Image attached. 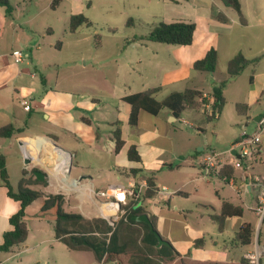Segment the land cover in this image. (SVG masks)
Segmentation results:
<instances>
[{
	"label": "crops",
	"instance_id": "0c3cea01",
	"mask_svg": "<svg viewBox=\"0 0 264 264\" xmlns=\"http://www.w3.org/2000/svg\"><path fill=\"white\" fill-rule=\"evenodd\" d=\"M9 1L13 8L10 17L6 15L5 8L0 7V127L13 124L19 133L11 139L0 138V140L14 139L22 148L24 160L28 158L30 162L25 165L18 152H12L13 144L11 143L0 142V155L5 157L13 189L11 165H21L22 175L23 170H25L28 177L32 172L35 173L37 170L34 168L38 167L39 171H42L46 176L43 180L46 182V186L38 184L32 189L45 194H54L53 190L58 188L68 193H75L76 197L84 199V201H80L77 207L86 218H103L101 213L94 217H87V213L85 214L84 202L90 203L91 207L94 206L97 211L101 212V202L104 201L103 199L91 200L89 189L104 190L117 184L104 187L95 186L93 176L89 171L90 168L80 161L77 162V169H79L77 171L80 176L78 179L71 180L70 175L74 167V160H80L81 155L88 156L96 162L98 168H114V158L119 153L115 150L114 132L119 129L124 141L121 150L126 148V157L129 163L136 164L135 170H133L136 172L140 170L139 165H141L143 158L142 150L146 144L142 141L124 139V132L120 128L124 125L134 127L138 134L151 132L153 137L158 139L169 131L168 128L158 127L157 122L159 120L172 127L182 120L181 118H172L168 110H163L157 116L141 110L137 125L132 126L129 124L131 106L123 101L125 97L155 88H160L155 98L159 93L166 92L162 100L171 93L183 92L187 88L201 90L205 95H209L213 85L228 78L227 64L239 53L244 55L247 60L253 61L241 74L243 75L249 69L250 82L257 87L256 90H251V96L248 100L253 104H259L261 95L264 94V0H239L241 12L245 19L244 24L240 22L238 13L234 9L224 6L220 0H136V6L139 9L142 8L149 18L158 23H195L196 30L193 43L188 46H173L143 41L142 39L141 41H133V44H136L135 48L139 42L142 45L138 57L128 59L126 66L130 67V73H136V78L130 82V80L118 77L117 72L118 83L124 87L123 90L117 89L114 81V84L112 82L113 85L109 86L108 77L100 76L103 86L95 90L93 94L84 91L83 93L69 91L63 86L60 76L53 75L54 68H60L61 63L58 61L59 58L50 54V51L52 52L54 49L47 39L54 37L55 26L62 25V23L64 26L67 24L66 17L62 18L61 15L57 14L63 0L59 7L54 10L51 9L53 0ZM82 12V8H79L72 15L83 14L84 12ZM219 15L228 21H220L217 18ZM128 24H133L132 18L128 20ZM154 26L152 25L151 29ZM56 47V50L62 51L63 46L58 44ZM211 48L217 50L218 62L221 59L226 60V78L224 80L215 77L216 71L207 73L193 70V64L202 59ZM17 50L24 54L23 60L19 63L15 62L12 57V52ZM165 56H167L166 59L163 58ZM94 64L98 68L102 66L101 62L96 59ZM33 74L34 77H32ZM237 77L230 79L227 85ZM132 83L133 86H131ZM137 84H139V89ZM127 87L129 88L128 91L126 90ZM23 98H28L31 101L29 112L25 111L20 104ZM241 105L247 106L248 110L240 114L236 107V111L246 120L242 118L233 120V117L230 120H233L234 123L244 122L245 129L243 131H248L251 128V132L256 128L264 110L259 115L249 116L250 104ZM204 110L205 108L199 112L204 113ZM147 115L154 117V120L149 119ZM204 115L206 116L205 113ZM220 117L221 114L218 119ZM67 137L77 141L78 145L75 147V151H71L73 149L66 148L61 144V140L63 138L65 140ZM238 138L224 151L228 150ZM133 145L137 147L139 152L141 159L139 162L131 161L128 157V151ZM2 150H11V152L5 154L2 153ZM203 151L204 149L201 148L198 156H201ZM63 153L70 161L67 164V166L69 165V175L66 179H63L61 174L65 165ZM263 156L264 136L259 153L255 160L248 165V171L235 170L233 175L238 186H247L246 193L238 194L230 185L221 180L232 190V194L222 195L217 191L218 206L205 209L204 214L212 222L209 231L196 227L199 222L190 223L186 215L181 213L178 208L174 209V213L169 203L158 198L160 192H157L154 198L140 202L139 206L146 208L149 218L153 215L149 213L147 203L151 202L154 209H159L160 214L155 222L158 233L163 236L161 237L164 240H168L166 234H171L173 230L184 229L188 236L185 239L181 232L171 241H167L180 254V258L166 260L161 264H251L245 255L253 252L256 246L264 247V220L260 223L259 218L252 210L257 202V190L251 186L252 177H264L252 173L255 165L262 160ZM110 159L111 163L109 164ZM197 167L198 178L194 179V182L203 180L200 179L199 162ZM169 168L171 169V166ZM21 178L22 176L19 177L18 184ZM149 178L154 177H141L138 181L134 178V180L128 181V185H147ZM74 182L79 183V186L74 187ZM154 183L156 186L155 178ZM212 183L215 184L216 180ZM146 188H143L142 193ZM176 195L187 196L186 193L182 192H177ZM43 200L37 201H40L43 206ZM223 202L241 206L243 214L226 218L224 228L219 230L214 217L221 214ZM20 207L19 202L8 197L7 190L2 186L0 179V245L3 243L4 234L12 230L10 217L17 213ZM34 216V221H36L33 224L34 231L29 227L26 218L29 230L26 242L11 252H0L1 264H10L14 260L18 261L15 262L16 264H39L40 257H45L46 254L50 260L48 252L57 245H62L68 251L67 253L76 252L92 255L96 261L95 264H101L91 251H74L67 248L65 244L55 238V231L53 238L45 237L43 232L46 225L53 224V228L55 225V216L52 210L43 211V208H40L39 213ZM200 219L202 220V217ZM245 223L250 224L254 229L253 241L250 245H237L233 240L240 227ZM197 240H201V244L195 245ZM183 244H188V246L183 247ZM58 250L63 251L60 246H58ZM53 256V261L56 263V256ZM260 264H264V258L261 259Z\"/></svg>",
	"mask_w": 264,
	"mask_h": 264
},
{
	"label": "rangeland",
	"instance_id": "374dc122",
	"mask_svg": "<svg viewBox=\"0 0 264 264\" xmlns=\"http://www.w3.org/2000/svg\"><path fill=\"white\" fill-rule=\"evenodd\" d=\"M136 2V0H63L57 14L61 15L62 18L66 17L67 24L64 26L62 23V25L58 24L55 26L56 33L54 37H48L47 41L51 42L54 49V51H50V54L59 58L58 61L61 63L60 68H54L53 75L60 76V81L65 89L73 92L83 93L84 91L85 93L93 94L95 90L103 86L100 76H106L109 79V86H112L115 82L117 89L124 90V87L118 83V77L130 80V82L136 78V73H130V67L126 66L128 59H136L138 57L140 46L142 45L139 42V45L135 48L136 44H133V41H141V39L147 41L146 38L150 34L152 25L158 24L154 19L149 18L142 8L139 9L136 6ZM79 8H82L84 12L82 13L90 20L92 25L91 27L83 26L77 33L73 34L69 29L70 16ZM130 18H132L133 24H128ZM58 44L63 46L62 51L56 50ZM163 58L166 59L167 56ZM95 59L99 60L102 66L98 68L94 64ZM133 65L135 66L134 62ZM225 67L226 60H219L215 72L217 79L224 80L226 78ZM131 86H133V83ZM137 87L139 89V84H137ZM256 88L250 82V70L247 69L243 75L229 82L225 87L224 97L226 104L220 119L208 121L204 113L186 110L182 114L181 119L187 121L193 127L180 123L172 127L171 125H165L164 121L159 120L157 122L158 127L168 128L169 131L158 139H155L151 132L138 134L136 132L137 129L134 127L124 125L120 128L124 132V139L128 141H142L146 144L142 150L143 158L141 165H139L140 170L133 171L136 164L129 163L126 157V148H123L115 156L114 168L111 169L98 168L95 161L88 156L81 155L80 160H74L70 179H78L80 176L77 171L79 170L77 169L78 161L90 168L89 171L93 176V183L97 187L113 184L127 186L128 181L134 180V178L138 181L141 177H154L159 190H162L164 186L169 190V193H158L160 200L163 199L169 203L174 213V209L178 208L181 213L186 215L190 223L195 224L199 222V225L196 227L209 231L212 227V222L204 214L206 212L205 209L218 206L217 191H219V194L226 195L232 194V190L221 180H217L215 184L208 180H197L194 182L193 180L198 178L197 164L204 156L211 152L224 151L235 139L241 136L245 129L244 122H233V120H239L240 118L246 120L245 117L243 118V116L237 113L236 107L238 104H250L249 116L259 115L264 110V94L261 95L259 104H253L248 100L251 96V90H256ZM127 89L129 88L127 87ZM165 95L166 92H161L156 98L162 100ZM147 116L149 119L154 120V117L151 115ZM232 117L233 120H230ZM250 129L248 130L249 132ZM229 141L231 142L229 143ZM0 142L13 144L12 152H18L19 157L25 163L24 154L19 143L14 139L0 140ZM61 144L66 148L73 149L71 151H75L74 149L78 145L77 141L70 137H67L65 140L63 138ZM201 148L204 151L201 152V156H198ZM10 152L11 150H2V153L5 154ZM109 161L110 164L111 159ZM64 162L63 168L70 162L67 156H65ZM169 166H171V169ZM34 169L40 170L38 167ZM252 173L264 176V156L255 165ZM21 176V165H11V179L15 191H17L18 179ZM53 192L54 194L64 196V210L80 213L77 206L80 204V201H84L82 197L78 198L75 193H68L59 188L54 189ZM177 192L186 193L187 196L176 195ZM147 206L149 213L156 220L160 214L159 209H154L151 202L147 203ZM40 208H42V203L37 201V203L27 210L26 218L32 231H34L33 224L36 222L34 221V215L39 213ZM83 208H85L87 217H94L101 213L97 211L96 207H91L88 202H84ZM200 217H202V220ZM167 228L168 225L166 226V233ZM181 232L186 239L188 236L185 230L181 229L180 231L173 230L171 234H166L168 237L167 241H171ZM43 233H45L46 238H53V224L46 225ZM58 246L62 248V252L58 250ZM187 246L188 244H183V247ZM67 252L62 245H57V247L51 248V251L48 252L50 260H48V255L46 254L45 257H40L39 264L96 263L92 255ZM53 255L56 256V263L53 261ZM15 262L18 261L14 260L10 264H16Z\"/></svg>",
	"mask_w": 264,
	"mask_h": 264
},
{
	"label": "trees",
	"instance_id": "16d2710c",
	"mask_svg": "<svg viewBox=\"0 0 264 264\" xmlns=\"http://www.w3.org/2000/svg\"><path fill=\"white\" fill-rule=\"evenodd\" d=\"M220 1L224 6L234 9L239 15L240 22L242 24L245 23L239 0ZM61 2L62 0H53L51 9L54 10L59 7ZM0 7H4L6 15L11 16L13 8L9 0H0ZM217 18L222 22L228 21L220 15ZM91 25L92 23L84 14H76L70 18L69 29L71 33H76L80 27H91ZM195 30L196 25L191 22H161L151 29L146 39L152 43L188 46L193 43ZM252 62V60H247L240 53L229 60L227 64L228 78L212 86L210 94L207 95L210 97L209 99L204 97L203 91L192 88H187L183 92L171 93L162 101H158L155 98L160 88L125 97L123 101L131 106L129 124L132 126L137 125L138 115L141 110L153 116L159 115L163 110H168L173 117L180 119L184 111H200L208 104L218 116L209 117L206 115L207 120L216 121L226 104L224 89L228 81L241 75ZM217 65L218 52L215 48H211L202 59L193 64V70L214 73ZM247 110V106H237V111L240 114L245 113ZM17 133L19 131L13 124L0 127V138L11 139ZM114 139L115 150L118 152L124 146L119 129L114 132ZM128 157L131 161H141L137 147L134 145L130 147ZM234 172V168L228 166L223 170L222 174L232 177ZM0 179L2 186L7 190L8 197L19 202L21 205L19 211L10 217L9 221L12 230L4 234L3 243L0 245V252H11L14 248L20 247L26 242L29 235L26 224V210L33 202L44 199L43 211L52 210L55 216V238L65 244L70 250L91 251L99 263L161 264V262H165L166 260L180 258V254L170 244L157 248L158 238L151 231L148 224L132 220L133 216L147 214L146 208L139 206V204L144 200L152 199L156 196L158 189L155 186L154 178L147 180V188L143 194L138 198H130L122 206L126 214L116 223L115 228H112L103 218L89 219L79 212H67L64 210L65 199L61 194H45L32 189L33 186L38 184L46 186V182L38 180L34 172L28 177L27 172L23 170L22 178L19 181L17 191H15L10 181L5 157L2 155H0ZM242 214L243 208L241 206H234L228 202H223L221 214L214 217V220L218 223L219 230H222L226 218ZM150 219L154 230L158 232L155 219L153 217ZM253 234V227L245 223L240 227L233 242L237 245H250L253 241ZM199 244H201V240L195 242V245Z\"/></svg>",
	"mask_w": 264,
	"mask_h": 264
},
{
	"label": "built area",
	"instance_id": "2783aa9c",
	"mask_svg": "<svg viewBox=\"0 0 264 264\" xmlns=\"http://www.w3.org/2000/svg\"><path fill=\"white\" fill-rule=\"evenodd\" d=\"M12 57L15 62L19 63L23 60L24 54L17 50L12 52ZM34 76L35 75L33 74L32 77ZM204 97L209 99L207 95H204ZM30 103L31 101L28 98H23L20 102L23 109L27 112L31 110ZM204 108V113L207 116H218L209 104L205 105ZM180 123L185 124L188 127H193L185 120H181ZM263 136L264 114L260 116L256 128L251 132L243 131L238 140H236L228 150L223 152H211L199 161L200 179L208 180L210 182H213L214 180H222L230 185V187H232L238 194L241 192L246 193V185L238 186L234 176L227 177L226 175H223L222 172L228 166H231L234 170H241L242 172L248 171V165L255 160L256 155L259 153ZM233 152H235V154H233ZM61 174L63 179L68 177L69 165L62 168ZM78 186L79 183L74 182V187ZM251 186H254L257 190V202L256 205L252 207V210L261 223L264 220V177H252ZM146 187V184H129L128 186L113 185L104 190L97 191L91 188L89 189L90 199L93 201L104 200L101 202V215L112 228H115L117 221L126 214L122 206L127 203L128 199L133 197L138 198L142 194L143 188ZM158 192L169 193L168 188L166 187H163L162 190H158ZM109 235H111V233H109ZM245 257L251 264H260L261 259L264 258V247L256 246L255 250L247 253Z\"/></svg>",
	"mask_w": 264,
	"mask_h": 264
},
{
	"label": "water",
	"instance_id": "95a60500",
	"mask_svg": "<svg viewBox=\"0 0 264 264\" xmlns=\"http://www.w3.org/2000/svg\"><path fill=\"white\" fill-rule=\"evenodd\" d=\"M172 118L175 119V117H173V116H172ZM54 146L57 147L58 149H60L61 151L66 152L65 150H63L59 146H57V145H54ZM233 154H235V152H233ZM29 162H30L29 159L26 158L25 159V164L27 165V164H29ZM34 175L40 181L45 180V177H46L45 174L42 171H39V170L35 171ZM132 220L135 221V222L145 223V224H148L150 226L151 231L158 238V245H157V247H162V246H168L169 245V242H167L166 240H164L161 237V235L154 230V226L152 224V221L150 220V218H149V216L147 214H141V215L133 216L132 217Z\"/></svg>",
	"mask_w": 264,
	"mask_h": 264
},
{
	"label": "bare ground",
	"instance_id": "6f19581e",
	"mask_svg": "<svg viewBox=\"0 0 264 264\" xmlns=\"http://www.w3.org/2000/svg\"><path fill=\"white\" fill-rule=\"evenodd\" d=\"M64 154V156H65V153H63Z\"/></svg>",
	"mask_w": 264,
	"mask_h": 264
}]
</instances>
